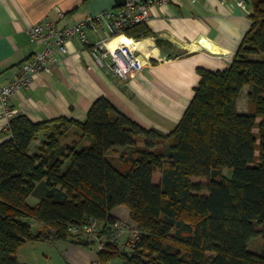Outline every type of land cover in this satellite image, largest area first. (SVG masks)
Here are the masks:
<instances>
[{
    "label": "trees",
    "instance_id": "1",
    "mask_svg": "<svg viewBox=\"0 0 264 264\" xmlns=\"http://www.w3.org/2000/svg\"><path fill=\"white\" fill-rule=\"evenodd\" d=\"M235 1L251 28L227 69L197 70L192 102L170 134L143 128L106 98L83 122L10 120L11 137L0 144V264H22L17 253L27 243L67 240L70 226L89 220L109 237L121 206L142 236L132 254L108 244L98 253L103 264H264V246L248 249L264 238V0ZM124 34L116 42L155 37L157 47H172L147 24ZM245 87L250 109L239 113ZM60 125L74 127V144L62 145ZM84 138L91 144L79 148ZM120 148L133 157H115ZM28 220L43 229L35 233Z\"/></svg>",
    "mask_w": 264,
    "mask_h": 264
},
{
    "label": "crops",
    "instance_id": "2",
    "mask_svg": "<svg viewBox=\"0 0 264 264\" xmlns=\"http://www.w3.org/2000/svg\"><path fill=\"white\" fill-rule=\"evenodd\" d=\"M90 14L84 0H0V88L15 81L21 65L43 49V42L30 40L31 26L46 19L59 27L69 26ZM251 24L248 10L235 0H174L164 7L155 6L147 26L172 47H157L155 37L136 41L143 44L137 48L145 63L141 72L122 81L97 65L90 46L73 40L67 46L68 54L58 56L51 73L38 74L30 88L14 95V117L26 116L35 124L59 119L83 122L92 105L106 98L143 128L170 134L192 102L200 81L197 70L227 69ZM88 36L94 44L108 33L89 29ZM8 123L0 106V144L11 137ZM44 137L31 143L30 154L37 153ZM76 139L74 132L67 134L62 145L70 146ZM79 141V148L91 144L88 138ZM113 215L129 223V210L119 207ZM28 222L33 231L43 229L34 220ZM76 241L82 239L27 243L17 258L22 264H58L50 261L57 251L62 257L70 255L72 264H92L95 249ZM109 264L123 263L114 260Z\"/></svg>",
    "mask_w": 264,
    "mask_h": 264
},
{
    "label": "built area",
    "instance_id": "3",
    "mask_svg": "<svg viewBox=\"0 0 264 264\" xmlns=\"http://www.w3.org/2000/svg\"><path fill=\"white\" fill-rule=\"evenodd\" d=\"M173 1L128 2L115 10L97 15L90 14L85 19L69 26L59 27L49 19L31 26L28 29L30 40L33 43L43 42L44 47L21 65L20 75L15 81L0 88V106L4 109L6 118L10 122L14 117L15 113L11 107L14 95L21 89L30 88L38 74L51 73L53 66L58 61V56L68 54L67 46L73 40H78L83 45L91 47V54L100 68L122 81H129L145 66L139 50L137 47L123 42H116L113 47L109 44L121 36H125L124 32L127 28L147 24L155 6L164 7ZM239 5L246 9L243 2H240ZM89 29L106 31L108 36L91 44L88 36ZM130 40L132 43L135 41ZM6 129H9V123ZM67 232L69 237L81 238L95 249L96 258L92 264H103L98 258V253L102 252L108 244H116L121 251L127 254L134 253L142 236V232L136 226H127L122 222L113 226L109 237L102 236L101 225L96 220L70 226Z\"/></svg>",
    "mask_w": 264,
    "mask_h": 264
},
{
    "label": "rangeland",
    "instance_id": "4",
    "mask_svg": "<svg viewBox=\"0 0 264 264\" xmlns=\"http://www.w3.org/2000/svg\"><path fill=\"white\" fill-rule=\"evenodd\" d=\"M248 92H249V87H245L243 89L239 99H238L237 109H238L239 113L249 112L250 105H249V99H248ZM60 126L63 127V131L65 130L66 135L74 132L73 131L74 127H72V126L67 128V129H70V131H67L66 127L64 125H60ZM39 136H40L39 138H41V136H43V134H41ZM89 140L91 141V139H89ZM115 153H116L115 157H120V156L133 157V149H131V148H120ZM111 156H113V155H111ZM227 176L228 177L231 176L230 171L227 172ZM36 200H38L37 197H31L28 202L30 205H34L35 203H37V202H35ZM121 207L128 210L127 207H124V206H121ZM124 221H126V220H124ZM127 222H129V223H126V222H122V223L126 224L127 226H130V225L136 226L135 224L132 223L131 219H128ZM34 231L36 232V228L34 229ZM263 246H264V238L260 237V238L252 240L248 245V249H249V251H251L253 253H260L262 251ZM53 254H54V257H52L50 260L52 263L65 264V262H64V260H65L66 262L72 264V258L70 257V255L67 257H65V256L62 257V256H60V253L57 251H54Z\"/></svg>",
    "mask_w": 264,
    "mask_h": 264
},
{
    "label": "water",
    "instance_id": "5",
    "mask_svg": "<svg viewBox=\"0 0 264 264\" xmlns=\"http://www.w3.org/2000/svg\"><path fill=\"white\" fill-rule=\"evenodd\" d=\"M145 0H91L88 3L92 15L101 14L124 6L128 2H140Z\"/></svg>",
    "mask_w": 264,
    "mask_h": 264
},
{
    "label": "bare ground",
    "instance_id": "6",
    "mask_svg": "<svg viewBox=\"0 0 264 264\" xmlns=\"http://www.w3.org/2000/svg\"><path fill=\"white\" fill-rule=\"evenodd\" d=\"M115 43H116V41H113V42H111L109 45L111 46V47H113V46H115ZM123 43H125V44H127V45H131V46H135V47H137V48H140V43L139 42H134V43H127V42H123ZM143 46V45H142ZM143 48V47H142ZM146 49V48H145ZM141 50V49H140ZM144 51V50H143ZM140 55H142V54H140Z\"/></svg>",
    "mask_w": 264,
    "mask_h": 264
}]
</instances>
